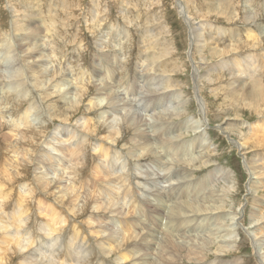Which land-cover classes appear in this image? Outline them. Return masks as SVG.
<instances>
[{
	"label": "bare ground",
	"instance_id": "obj_1",
	"mask_svg": "<svg viewBox=\"0 0 264 264\" xmlns=\"http://www.w3.org/2000/svg\"><path fill=\"white\" fill-rule=\"evenodd\" d=\"M100 1L101 0H98L97 3H100ZM210 1L211 0H208V3ZM253 1L255 4H258L257 0H253ZM10 2H12V5L15 6L18 25L14 23L13 21L14 19H13L12 20L13 26L11 28L12 30L11 32H8L6 30L4 31L3 29L0 30V38H1L0 48L5 53L4 59H8L11 62L8 68L5 65V67L7 68L5 70H6V73L8 74V77H7L8 79L5 78L7 82L4 83L2 90L7 84L8 87L6 90V95L14 96V100L17 101V107L19 108L20 105L23 104L24 100H26L24 98L26 96L28 97L27 94L29 93V90L27 89L28 87L27 84L29 82H32V83L36 82L37 86L39 87L40 83L38 82H40V80L44 78L43 81H45L46 86L50 88L45 89L44 87L45 90L43 89L41 91L40 97L44 99L43 96L48 95V97H45V99L47 100L51 99L50 101L52 100L55 102L58 101L59 103L60 101H62L63 104L65 105V109H63L64 111L60 109L55 110L53 108L52 109L49 108L47 113L49 114L51 119H54V120L60 119L63 121L65 119V121L69 125V121H71V118H74L78 114L80 115V113H82V115H81V118H78L79 121L76 119L77 121V123L75 124L76 127L73 126V129L69 128L70 129V131L68 132L69 137L61 135L60 134L61 130L60 131L58 130L59 132L55 133V139L52 145L53 147H50L52 149L51 151L54 152V154L50 152L44 153L47 151L46 150L47 147L45 148V145L46 146L51 145V143H47V142L41 148V150L37 151V154L35 157V166H34V169L36 168L38 169L37 172H32L28 170V168L30 164L31 163L33 164L34 162L35 145H37L36 144L37 141L39 142L40 140L44 138L43 136L45 134V130L43 129L44 127H41L42 129L41 128L28 129L27 127H29V125L31 124V120H32L31 119V109H33V107L36 108L39 105H36V106L32 105L30 106V108H28V110L27 108H25L26 111L24 112L26 113L23 112V116L21 115V117L15 121L16 126L14 127L16 128V130L12 128V132H10V134L13 133L12 134L13 136H11L10 134L9 135L13 138H16L17 141L19 138H21L22 141L26 140L25 145H24L25 148L22 151V156L20 155L21 160L19 159L20 160L19 166L20 167L22 166V169H21L22 171L9 173V170H6V175H7V178H10L9 180H11L12 183L13 181H17V180L20 181L21 183L24 180H29V182L30 181L31 182L26 183L21 186V191L23 193L19 194L20 196H18V199H17L18 201H16L17 205H15V207L20 208V209H14L17 211L11 214V217H10L11 219L7 218L5 221L4 219H0L1 220L0 230L3 231V235H5L4 237L8 238L10 242L14 241V243L16 244L14 245V243H11L14 245L15 248L11 247L10 243L4 244V246H2L1 241H0V264H51L49 263V260L52 256L55 261L54 263L52 261V264H91L90 261L92 259L93 254L98 251H100V253L104 257L111 259V260L114 256H116L115 258H117L116 259L117 261L113 260L115 264H121V262H124L125 264L126 263H130V264H205V263L210 262V259L212 258V255L210 254H213V252L217 253L216 254L217 257H220V256L224 257L225 255L226 256L232 255L235 252H237L239 250V247L236 246L237 237H235V234H236L235 232L237 231V227L235 228V223H236L235 221H237L236 217L238 216V214L233 213L234 215H232L231 212L228 213L225 211L227 207L232 205L231 204L232 202L236 203L238 201V196H237L238 190H235V192H233V194L230 195L231 190L234 187L236 188V185L235 186L231 185L232 180H231L230 172H226L227 170L225 169L221 170L220 168V170H217V172L215 173L216 175L214 174V177L216 178L218 174H220L221 176V173H222V176L220 177V179H223L227 185L230 184L229 185L230 187L225 185L226 187H228V189L226 190V192L224 191L225 192L224 194L215 195L216 194L215 192L209 191L208 194L205 195L208 189V186H209L208 182L204 180L202 181L200 180L199 182L194 181V179H196V177L194 176L197 174V172L199 173V170L202 166L209 167L211 165V162H212L211 158L214 157L212 153L214 154L215 150L210 147L209 143H207L208 139L206 138L205 134H203L198 129L199 126L196 127L197 124L193 125L194 123L191 120H188V122H185V124H181V122L177 123V121H175V119L182 118L183 114L186 113L185 108L181 107L186 102L184 100H181L182 96L179 95L178 93H175V92L171 93L173 90H175L176 84H174L172 82V79L168 77V69H167L168 67L162 68V65H161L162 61L166 59L167 56L168 58H171L170 56L175 55L176 53L175 51L177 48L174 45V43L172 42L170 44L169 39H165L167 42V48L166 50L162 51V53L158 51L160 55L159 53L155 52L154 54H152L151 52L152 54L151 57H150V54L149 56H146V57L145 56L140 57V59L143 58L142 62L140 63L141 68L144 67L145 63L150 62V64L152 65L153 71H156V69L160 71H162V69L163 70L165 69L164 71H162L164 74H161L158 72L159 76H155V77H152V75H150L151 68L149 69L148 66H145L144 70L139 71L140 80L143 79L144 81L145 78L146 80H148L149 78L152 79V83L150 84V86L146 88L145 91L142 92V95L145 97L144 98L141 97L142 99L141 101L146 104V106H144L146 108V111L147 109L150 108L151 101L159 104V107L157 108H150L154 110V113L147 115L149 119L142 118L137 113H133L131 115V112L127 110L129 102L128 103L125 102L124 104H122L123 106H125V108L123 107L122 110L117 111L116 114L110 113L111 110H108L110 112L104 110L101 113L99 112L100 114L98 115L97 118H95L93 116L94 113L98 112L101 108H104L105 106L112 105L116 108L120 106L121 103H119L120 102L119 98L121 95L118 96L120 91H117L116 93L115 89L117 87V84L123 85L122 80H124L123 77L125 76V74L121 75L118 78L117 76L115 77L116 75L115 71L117 69L115 71L113 69H110L111 74L114 77H111L112 78L111 80H106V78L102 77L101 73L99 72H94V74L93 73L90 74L88 71L83 70L81 74L80 73L77 74L76 71L78 70L76 68H75L76 71L74 70L72 72H70L69 69L66 68L63 70L64 71L68 70L67 72L68 73L70 72V73L68 76L69 80L65 81L66 76L63 74V70L57 69L60 66L57 67V65L54 64L53 69L50 71L49 68L45 65L44 61L42 60H44L43 51L47 53V56L49 59L52 57L50 56V51L52 52L53 55L57 56L58 58L59 52L57 50L59 49H56V46L54 45L56 43L53 44L49 39L52 33L54 32L63 33L64 30L66 32L67 31L69 32L72 29L70 28V26L67 27V25H64L62 23L67 19L68 14L67 15L62 14V16H60L59 12H52L51 8L53 11H55L54 10L55 7H53V4L51 2L49 4L50 5L49 7L51 8H48V10L50 9L49 12H47L46 14L41 13V15L38 17V20H40L41 22V25H38L37 22L34 20V17H31L33 16V13L30 11V8L29 7L25 8L24 6L26 4L25 2L23 4L21 3L18 4L17 2L16 4H13L14 0H10ZM232 2L230 0L214 1L213 3L215 5L214 12H216L222 18H224L225 21H229L230 23L231 22L250 23L251 21H253V19L248 17L246 14L243 16V18H241L238 21L237 17L234 16V14L237 16L238 14L232 11ZM58 3H59V0L57 1L56 4L58 5ZM77 4L78 3L77 1L75 2V0H63L62 7L64 8V10L68 8L69 12L74 13V10L78 7ZM182 4L184 7V3ZM53 13L55 15H53ZM92 13L94 14V10ZM98 15L99 14L97 13L94 15L95 17L92 15L93 16L92 20L94 23L96 22V20L97 22L100 21V18L98 17ZM72 16L74 18L75 15H72ZM184 19L185 20L187 19L186 22L190 28V35H191V41H192L190 45L193 46V44H196L198 45V47H200L201 50H204L207 47H209L210 43H208L207 39L204 40V38L206 37H204L200 33V30H201L200 27H197L196 29L194 28L195 29L194 31L193 26H190L191 25L190 23H192L191 22L192 20H190V18L189 17L187 18L186 16H184ZM69 22L70 21H68V23ZM204 24H203V28H204ZM218 31L219 29L217 30V32ZM18 32H20V34ZM38 32L40 33L37 34ZM94 32H96L95 29L93 30V33ZM42 33H44V37H43L44 43L41 44V46H37L38 55L33 56V53L31 51V49L33 48L31 47V44L33 45V42H31L32 40L28 38V36L34 37L36 34L41 35ZM253 33L249 32V39H252L254 41L251 43L248 41L238 42V43L234 42V44L229 43L230 45H228L227 47L212 45L213 47H210V50L212 51V52L210 51L211 56L213 57L218 56L220 59H222V57L227 56L231 52L235 53L236 51V54H237V51H243L247 49L248 47H251L252 49L255 46H257L259 49L262 43L264 42V39H263L264 30L260 29V32H259L260 34L257 35V37H255L254 36L255 33L254 34ZM103 34L102 36H104ZM220 35H222L223 37V34H220ZM63 36L64 38L68 37L67 41L72 39L70 38L71 35L70 36L67 35V37H65V35ZM106 36H109V34L108 35L106 34ZM148 36H149L147 39V42H149L148 45L152 46L154 49V45L161 38V34H159V32L155 33L151 31L148 34ZM74 38H75L74 41L73 39L72 41L76 43L77 38L76 37ZM105 40H99L100 41L99 44L102 45L100 47V49L102 50V54H106L105 53L107 51L106 46H110L109 43L108 45H106L107 43L104 42ZM114 40L112 41L115 42ZM66 44H70V42L69 43L67 42ZM99 44L97 43V45ZM60 46H62V44ZM115 48L116 46L113 49L114 51L117 52V49ZM158 48H159V45H158ZM208 51H209V48H208ZM146 53H148V50ZM250 55H252V53H250ZM249 60H250V64H247V67H245V69H243L240 66V69L242 71V76H244V80L241 79L243 77L238 76V74L241 71L239 73H238L239 70H237V73L235 72V70L230 71V74L233 77V79L241 83V86H238L237 90L233 91V93L235 94V98L233 99V101L237 102V100L240 99V102L242 103V106L245 109L246 108L252 109L256 114H258L259 118H264V56H261V57L257 56L256 59H254L256 63L255 65H253L252 59H249ZM50 61L53 62L52 60ZM105 62H107L108 64L106 63V65H109L108 67H110L109 60L105 59ZM237 62L238 60H236L235 62L233 60L234 65H237L236 64ZM240 65H243V64L241 63ZM76 66L77 65H75V67ZM79 66H77V68ZM2 71L4 70L2 69ZM137 76H138V70H137ZM61 77H64V78L59 80ZM94 77L99 78L98 83L92 82L91 85L96 84V87H98V90H95L93 91L92 94H90V92L94 88H91L90 85L88 84L86 86V83H91V80H93ZM129 77L126 78L127 81L130 80ZM88 78H90V80ZM27 80H29L28 83H26ZM108 83H110L112 86L111 85L109 86ZM177 83L179 82L177 81ZM29 85L31 84L29 83ZM206 85H209V84H206ZM61 86H64V87L70 86L72 88L68 90H63V88H60ZM209 86H211V83ZM34 87L35 85H33V88ZM40 88H43V87H40ZM34 89L36 90V88ZM64 89H66V87ZM178 89H181V88H178ZM1 93H3V91L0 92V95ZM29 94H32V93H29ZM106 95H108V97ZM109 95L111 96L109 97ZM197 98H199L200 100L199 105L202 111V107H203L202 105H204V102L203 100H201L200 97H197ZM123 99L124 98H122V100ZM36 100L37 99H35L33 104H36L35 103ZM188 100H190V97ZM167 101H170L171 103L169 108L167 109L165 108V110H160V107L165 106V103ZM1 103H4V102L2 101ZM2 110H0V112ZM0 114H1L0 116H2V113ZM16 114L18 115V113ZM54 114H56L57 117ZM4 116L6 115H3L2 117ZM34 117H36V114ZM39 117H42V116H39ZM150 123H153L152 124L153 126H151L153 127V129L151 131L146 132V130H149L148 127L150 126ZM101 126H102V131L106 130L108 132L107 133L108 136H105L106 137L104 138L105 140L103 139L100 140L99 145H94V149H93L92 141L94 138L92 135L98 133L99 131L97 130L101 128ZM260 128L264 129V122H263V125L261 124ZM260 128H258L259 130L257 128L255 129L258 130V132L259 131L263 132V130H261ZM124 130L127 132H131L132 135H131L130 143L127 142L124 144L125 146L123 145L124 148L129 152L128 153L129 155L123 153L127 157L126 159H124V161H121L123 160V158L120 160L121 155H122V152H119L120 149L118 150V152L117 151L112 152L111 149H114L115 146H117L119 142V138H122L124 136L125 133L122 134ZM252 130H254V128ZM28 131L30 132V136H29L30 138L25 136L28 133ZM101 132H100V135H101ZM188 132H195L196 138L194 141L186 142L185 136H186V133ZM254 134H253V137H254ZM263 134L262 136H264ZM241 135L243 136L242 133ZM255 135L257 137L258 133ZM102 136L95 135V137L99 139H101ZM262 136H260V138ZM262 140H263V137H262ZM244 145H245L244 143H239V146L241 148ZM253 145L255 146V142ZM260 146H264V144ZM188 149L189 151H187ZM167 150L170 152V155H165V151ZM153 155L155 157L156 163H154L153 166L151 165L152 171L155 166L162 167V164L166 167L169 166V169L167 170L168 173L165 175L161 176L160 174H156L155 177L153 178L154 183H150V182L148 183L150 184L149 186L156 185L157 183L156 180H158L159 181L158 185H161L163 183L162 184L163 186L161 185V187L159 188L160 191H152L154 189L146 187L148 190L147 193H150L149 195L150 198L149 197L140 198L138 196V199H135L136 198L135 190H137L139 187L135 183V181H138L137 179L139 178L141 179V177H144V175L145 174L147 175V173L149 174V176L147 177L145 175L146 179L150 178L152 175V174L150 175L151 172L149 173L148 171L143 170V167H145L146 165H141L140 162L143 158H149ZM105 157L107 159L104 161ZM15 159H16V156H15ZM67 160H70L69 162V164L71 163L69 166L70 168H68V166L65 164L67 163L66 162ZM120 163H122V165H120ZM43 165L48 166L47 168L48 170L45 169L46 170L45 172L44 170L41 169ZM63 166L65 168H63ZM247 166H248L247 169H249L252 176L254 175L256 177H260L261 179V180L258 178H256V180L252 179V182L249 185V189L252 191V194H257L258 192L264 190V180H262V178H264V159H259L255 157V159H252L251 162H248ZM88 167H90L91 170L93 171V174L91 172L90 173L92 174L93 179L95 178V182H97L99 185V187L96 189L95 187L94 188L90 187L91 189L86 188L87 189L86 190L83 187V184L85 183V181L87 182L88 177L86 180L84 179L85 181L83 180L84 181L83 184H82V181H80L82 174L86 171V169H88ZM171 170H173V173L170 172ZM201 170H204V168ZM50 172H53V174H55V176H53L54 178L49 177ZM210 172L212 173V171ZM176 181H178L179 184L177 183V185H175ZM4 184H0V185L2 186ZM85 185H87V183H85ZM1 186H0V190H1ZM89 186L90 185H88V187ZM152 188H155V187H152ZM12 189H14V187ZM142 189L144 190V188ZM10 191L6 189V192L4 191V194H2L3 196L0 197V201H2V199L6 200L7 197H10ZM35 194H41L39 195V198L42 199V201L44 200L43 202H45L46 205H48L47 200H49V202L51 201V199L56 201L54 205H56L57 208L58 207L63 208V211L65 213H67L70 217L72 216L71 219H69V217L67 216L66 217L60 216L59 214H60V211H62V209L58 212L55 206L52 207L53 205H49L48 209H46L47 207L45 206L46 207L45 210H48L47 213H50V215H48L47 217L46 213L44 214L47 218L51 216L50 220L46 218L47 219L46 221L44 216H43L44 217L43 220L41 218L38 221L37 219L33 220L32 218H29L28 217L29 215L27 214L28 212H26L28 211V207H27L28 204L27 205L25 204V200L27 201V199L32 198ZM139 195H141L140 192H139ZM254 198H255V200L253 201L254 206L250 210L251 220L249 222L250 225H252L253 230L246 232L247 233L246 236L248 235L247 236L248 238L251 237V239L253 240V245L255 244L256 247L259 246L260 248L263 249L264 248V231H263L264 230V201H262V198H257V197H254ZM230 200H231V203L229 204ZM24 207L27 208L26 211L24 210L25 209ZM41 208L42 207H40L39 209ZM22 209L23 211L26 212L27 214L26 216H24L25 213L22 211ZM41 210H44V209H41ZM41 210H39L40 213H41ZM229 210L232 211L231 208ZM240 211L243 212V210L241 209ZM153 213L160 214L161 221H160V226L158 229V233L160 235H154V234L152 235V234H148V232L146 231H143L146 229L145 221L147 220L153 221L152 220ZM8 214H9V211H8ZM39 216H42V215H39ZM84 216L88 217L87 218L88 220L85 222L92 229L91 237L89 235L86 236L79 229H77L78 226L74 227L77 224V222ZM163 220L164 222H166V227L168 228L167 231L160 230L161 227H163ZM217 220L218 221L220 220V222H222L220 223L221 224L220 228L218 225L217 227L219 230H223L221 231V233L223 234H220L219 231L217 234V232L215 231L216 229H214L212 232L209 231L210 233H206L208 232L206 231V229H208V226H211V225L213 226L214 223H218ZM155 221H158V220H155ZM212 222L214 223L211 224ZM239 225H242V223ZM223 226H224V229H221V227ZM9 229H12V230L9 231ZM193 232H198L197 234H200L199 238L196 236L198 239H195L194 237L190 236V234ZM213 232H216V235H214ZM50 238H53L54 242L49 245V243L47 242V239L50 240ZM256 238L257 240H255ZM82 239L85 242V244L83 243L82 245H79L78 242H80V240ZM180 239H182L181 242L179 241ZM138 240L140 241L137 242ZM130 241L134 242V247L132 246L133 249H131L129 246ZM34 245L41 247L40 249H45V250L49 249V253H50L49 256L48 254L46 256V252H45L43 256H40L41 258L37 257L38 253H41V252L36 249L33 250L32 247H34ZM212 247L214 248L216 247V250L213 251ZM8 248L10 249L11 252L9 251L7 254L6 250H8ZM17 248L19 251L17 250ZM21 250L22 252H20ZM23 251L24 252L27 251V254H23L24 253ZM88 251H90L89 255H85L86 253H88ZM256 256L258 258L257 259L258 263L264 264V255H261V253L258 252ZM28 257L31 261H29ZM236 257L238 259V256ZM38 258H40L39 259L40 261H38ZM232 260H235V259H232ZM216 261H217V264H246L245 260L240 261V258L239 260H235L234 263L231 261L225 262V260H222V259H220V261H223V262L218 263L219 261L218 260Z\"/></svg>",
	"mask_w": 264,
	"mask_h": 264
},
{
	"label": "rangeland",
	"instance_id": "obj_2",
	"mask_svg": "<svg viewBox=\"0 0 264 264\" xmlns=\"http://www.w3.org/2000/svg\"><path fill=\"white\" fill-rule=\"evenodd\" d=\"M57 1L58 0H30V1L29 0H22V1L21 0H14L13 4H16V2L18 4L19 3L23 4L25 2L26 3L24 5L25 8H28V7L30 8V11L33 13V16H31V17H34V20L37 22L38 25H41V22H40V20H38V17L41 15V13L46 14L47 12H49L50 9L48 10V8H51V7H49L50 6L49 4L51 2L53 4V7H55L54 8L55 11H53L51 8L52 12H59L60 16H62V14H64V15L68 14L67 19L62 23L64 25H67V27L70 26V28H72V29L71 30L69 29L70 30L69 32L68 31L66 32L65 30L63 31V33L54 32V33H52V35L50 36V39H49L53 44L56 43L54 45L56 46V49H59V50H57L59 52V53L57 52L58 58H57V56L53 55L52 52L50 51V56H52L51 57L52 59L51 58L49 59L47 56V53L45 51H43L44 60H42V61H44L45 65L49 68L50 71L53 69L54 64H56L57 67L60 66L57 69L63 70V69L67 68V69H69L70 72L74 71L76 68L78 70V71L75 70L77 72V74H79V73L81 74L83 72V70L88 71L90 74L91 73L94 74V72H99V73H101L102 77L106 78V80H111L112 79L111 77H114L111 74L110 69H113L114 71L117 69L115 71V74H116L115 77L117 76L119 78L121 75L125 74V76L123 77L124 80H122L123 85L117 84L116 89L114 88L116 93H117V91H120L118 96L121 95L119 98L120 99L119 103H121V104H120V106L117 107L118 109L112 105L111 106H105L104 108H101L98 112L94 113L93 116L95 118H97L98 115L101 112H103L104 110H106V111L111 110V112L110 111H108V112H110L112 114H116L117 111L122 110L123 107L125 108V106H123L122 104H124L125 102H127V103L129 102L127 110L131 112V115L133 113H137L142 118L149 119L147 117V115L154 113V110L150 109V108H157V107H159V104L151 101L150 105L152 107L149 105L150 108L147 109V111H146V108L144 107V106H146V104L141 101L142 100L141 97L142 98L145 97L142 95V92L145 91V89L150 86V84L152 83V79L149 78L148 80H146V78H145L144 79L145 82L143 81V79L140 80L139 71L144 70L145 66H148L149 69L151 68L150 75H152V77H155V76H159V73L164 74L162 71H164L165 69L164 70L162 69V71H160L158 69H156V71H153L152 65L150 64V62L145 63L144 67L141 68L140 63L142 62L143 58L140 59V57H144V56L146 57V56H149V54L151 57V55L154 54L155 52L156 53H159V52L162 53V51L166 50V48H167V42L165 39H169L170 44L172 42L174 43V45L177 48L175 51L176 52L175 55L170 56L172 59L168 58V56H167V58L162 61V64L161 63H159V64L162 65V68L168 67L167 68L168 69V77H170V79H172V82L174 84H176L175 90H173L171 93H174V92L178 93L179 95L182 96L181 100H184L186 102L185 104H183L181 106V107L185 108L186 113L183 114L182 118L175 119V121H177V123L181 122V124H185V122H188V120H191L194 123L193 125L197 124L196 127L199 126L198 129L203 134H205L206 138L208 139L207 143H209L210 147L215 150L214 154L212 153V155L214 157L211 158V161H212L211 165L209 167L202 166L199 170V173L197 172V174L194 176V177H196V179H194V181L199 182L200 180L201 181L204 180V181L208 182L209 186H208V189H207L205 195H207L209 191L215 192L216 193L215 195L224 194L226 192V190L228 189V187H230L229 186L230 184L227 185L223 179H220V177L222 176V173H221V176H220V174H218L216 176V178L214 177V174L217 172V170H220V168H221V170L225 169V170H227L226 172H230V176H231V180H232L231 185H233V186L236 185V188L234 187L233 188L234 190L233 189L231 190L230 195H232L233 192H235V190H238V195H237L238 201L236 203H234V202L231 203V200H230V202H229V204L230 203L232 204L229 206L232 209V211L229 210L230 209L229 207H227L225 209V211L228 213L231 212L232 215L237 213L238 216H240V217L237 216L236 217L237 221H235L236 222L235 228L237 227V231L235 233L238 235L237 236L235 234V237H237L236 238V244H237L236 246L239 247V250L232 255H227V256L225 255L224 257H222V256L217 257V255H216L217 253L213 252V254H215V255L210 254V255H212V258L210 259V262L205 263V264H217L216 260L219 261L218 263L223 262V261H220V259L225 260V262L231 261L234 263L235 260H239V258H240V261L245 260L246 264H259L257 261L258 258L256 255L258 254V252H260L261 255H264V251H263L264 248L262 249L259 246L256 247L255 244L253 245V240L251 239V237L248 238L247 237L248 235L246 236V234H247L246 232L253 230L252 225H250L249 222L251 220L250 219V210L254 206V202H253L255 200L254 197L262 198V201H264V190L258 192L257 194H252V191L249 189V185L252 182V179L253 180H256V178L260 179V177H256L254 175L252 176L249 169H247L248 168L247 164H248V162H251L252 159H255V157L259 158V159H264V150H262V149H264V146H260V145L264 144V136H262L264 129L260 128L261 124L263 125L264 118H259L258 114H256L252 109H249V108L245 109L242 106L240 99L237 100V102L233 101V99L235 98V94L233 93V91L237 90V87L241 86V83L237 82L233 79V77L230 74V71L235 70V72L237 73V70H239L238 71V73H239L241 71L240 66L243 69H245V67H247V64H250L249 59H252L253 65H255L256 63H255L254 59H256L257 56H260V57L264 56V42L262 43V45L260 47L261 49L260 48L258 49L257 46H255L252 49H251V47H248L249 49L247 48L243 51H237V54H236V51H235V53L231 52L227 56L222 57V59H220L218 56H216V57L211 56L212 51L210 50V47H213L212 45L227 47L230 44H234V42H236V43L244 42V41H248L250 43L254 42L252 39H249V32L250 33L254 32L255 33V34L253 33L254 36L257 37V35L260 34L259 33L260 29L264 30V0H257L258 4H255L253 0H233V2H232V0H230L232 2V11L238 14V16L234 14V16L237 17L238 21L241 18H243V16L246 14L248 17L253 19V21H251L250 23H248V22H244V23H242V22L241 23L231 22L230 23L229 21H225L224 18H222L219 14L214 12L215 5L213 3H214V1H217V0H211L209 2L210 4L208 3V0H181L182 3H184V7H183V4L181 3L180 0H101L100 3H97L98 0H75V2L77 1V3H78L77 4L78 9L76 8L77 10L75 9L74 13L69 12L68 8H66V10H64V8L62 7L63 6V0H59L58 5L56 4ZM179 1L181 4L179 3ZM182 8H183V10H182ZM93 10H94V14L92 13ZM66 11H67V13H66ZM96 13L99 14L98 17L100 18V21L97 22V20L95 19L96 22L94 23L92 19ZM53 15H55V14L53 13ZM72 15H75L74 18ZM184 16H186L187 18L189 17L190 20H192L191 21L192 23H190L191 24L190 26H193V29L200 27V29H201L200 33L204 37H206V38L203 37L204 40L207 39L208 43H210L209 47H207L204 50H201L200 47H198V45H196V44H193V46L190 45L192 42L191 41V35H190V28L186 22L187 19L185 20ZM239 16H240V18H239ZM161 17H162V19H161ZM12 20L14 21V23L16 25H18L17 24V13L15 11V6L12 5V2H10V0H0V30L3 29L4 31L6 30L8 32H11L12 31L11 28L13 26ZM86 20H88V21H86ZM163 20L166 23H164ZM198 20H199V22H198ZM68 21H70V22L68 23ZM92 22H93V24H92ZM74 23H76V24H74ZM96 23L98 26L96 25ZM71 24H73V25H71ZM203 24H204V28H203ZM165 26H167V27H165ZM93 27L96 30V32H94V33H93V30H94ZM230 28H231V30H230ZM195 29H194V31H195ZM218 29H219V31L217 32ZM258 29H259V31H258ZM74 30H75V32H74ZM251 30H252V32H251ZM151 31H153L155 33L159 32V34H161V38L159 39L160 42L157 41L155 43L154 49L152 46L148 45L149 42H147V39L150 36V35L148 36V34ZM167 31L170 33H168ZM18 33L20 34V32H18ZM39 33L40 32H38L37 34H39ZM37 34L34 37L28 36V38H30L32 40L31 42H33V45L31 44V47H33L31 49L33 56L38 55L37 46H41V44L44 43V40H43L44 33H42L41 35H37ZM102 34L105 36L106 40H105L104 36H102ZM106 34L107 35L109 34V36H106ZM220 34H223V37ZM63 35H65V37H67V35L68 36L71 35L70 38H72L73 41L75 39L74 37H76L77 38L76 43H74L72 41V39L67 41L68 37L64 38ZM212 37H214V38H212ZM244 38H245V40H244ZM211 39H213V40H211ZM239 39H240V41H239ZM263 39H264V34H263ZM0 40H1V38H0ZM52 40H54L55 42ZM99 40H105L104 42L107 43L106 45H108V43H109L110 46H106L107 47V51L105 52L106 54H102V50L100 49V47L102 45L99 44L100 43ZM112 40H114L115 42H113ZM60 41H62V42H60ZM66 41L68 43L70 42V44H66L67 43ZM107 41H109V42H107ZM97 43L99 45H97ZM114 43H116V44H114ZM215 43H217V44H215ZM61 44H62V46H60ZM0 45H1V42H0ZM158 45H159V48H158ZM115 46H116L115 49H117V52L114 51V49H113ZM250 46H251V44H250ZM61 47H63V48H61ZM208 48H209V51H208ZM60 50H61V52H60ZM147 50H148V53H146ZM1 51H2V49L0 48V67H1L0 68V74L2 75V76L0 75V92L3 91V93H1V95H0V101L1 102L3 101L4 103L0 102V105H1L0 110H2L3 108L4 109L0 113H2V116L3 115H6V116H4V117L0 116V123H1L0 124V184L5 183L6 185L5 184L2 185L4 187H2L0 185L1 190H2V191L0 190V197L3 196L2 194H4V191L6 192V189L8 191L11 190L10 191V197H7L6 200L2 199V201H0V203H1L0 204V206H1L0 207V210H1L0 211V215H1L0 217H2L0 219H4V221H5L7 218L11 217V214H13L15 211H17L14 209H20V208L15 207V205H17L16 201H18L17 199H18V196H20L19 194L23 193L21 191V186L26 184V183L31 182V181L29 182V180H24V181H22V183L24 182L22 184L20 181L17 180V181H13V183H12V181L9 180L10 178H7V175H6V170H9V173L22 171L21 170L22 166L21 167L19 166V164H20L19 162L21 160L20 157L22 156V151L25 148L24 145H25L26 140L22 141V139L19 138L17 141L16 138L11 137V136H13L12 135L13 133L10 134V132H12V128H14L16 130V128L14 127V126H16L15 121L17 119H19L21 117V115L23 116V112L26 111L25 108H27V110H28V108H30V106H32V105L33 106L39 105L36 108L33 107V109H31V119L32 120L30 119L31 124L29 125V127H27L28 129H36V128L44 127L43 129L45 130V134L43 136L44 138L42 140H40L39 142L37 141V143H36L37 145H35L34 162H33V164L31 163L29 168H28V170H30L32 172H37L38 169L37 168L34 169L35 157H36L37 151L41 150V148L47 142V143H51V145H49V146L45 145V148L47 147L46 148L47 151L44 153L50 152V153L54 154V152L51 151L52 149L50 147H53L52 145H53V142L55 139V133L59 132L61 130L60 131L61 135L69 137L68 132L70 131V129H73V126L76 127L75 126V124L77 123L76 119L79 121L78 118H81L82 113H80V115L79 114L76 115L74 118H71V121H69V125L67 124L65 119H64V121L60 120V119H57V120L51 119V117L47 113L48 109L53 108L55 110L60 109V110L64 111L63 109H65V105L63 104L62 101H60V103H59L58 101L55 102L53 100L50 101L51 99H48V100L45 99V97H48V95L43 96L44 99L42 97H40V93L44 89V87H45V89L50 88V87L46 86L45 81H43L44 78H42L40 80V82H38V83H40L39 87L37 86L36 82H35L36 83L35 84V83L29 82V80H27L26 83L29 82L32 85V86L29 85V83L27 84V86L29 87V88L27 87V89L29 90V93H32V94L28 93L27 94L28 97L26 96L28 99L25 97L24 99H26V100H24L23 104H21L20 107L18 108L17 107V101L14 100V96L6 95V90L8 87L7 84L4 87V89L2 90L4 83L7 82L6 79H8L7 78L8 74L6 73L5 69H7L10 66L11 62L8 59H4L5 53H4V51H2V53H1ZM111 51H112V53H111ZM151 52H152V54H151ZM254 52H256V53H254ZM160 53H159V55H160ZM250 53H252V55H250ZM105 59L109 60L110 67H108L109 65H106L107 62H105ZM50 60H52L53 62H51ZM233 60H234V62L236 60H238V62L236 64L239 66L234 65ZM246 60L247 61L249 60V61L247 62ZM171 61L173 62V64ZM241 63L243 65H240ZM230 64H232V65H230ZM5 65L7 68L5 67ZM75 65H77V66L80 65V66L77 68V66L75 67ZM2 69L4 71H2ZM137 70H138V76H137ZM173 70H174V72H173ZM67 71L68 70H65V71L63 70V74L66 76L65 81L69 80L68 76H69L70 72L68 73ZM65 72H66V74H65ZM129 75L131 78L129 77ZM92 76H94V75H92ZM133 76H135V77H133ZM238 76L243 77L241 79L244 80V76H242V71L238 74ZM127 77H129V79L131 81L130 80L127 81L126 80ZM207 77H209V78H207ZM63 78L64 77H61L59 80H61ZM88 79L90 80V78H88ZM98 79H99L98 77H94L93 80H91V83H86V86L88 84V85H90L91 88H94L90 92V94H92L93 91L98 90V87H96V84L91 85L92 82L98 83ZM4 80H6V81H4ZM208 80H209V82H208ZM177 81L179 83H177ZM197 81H198V83H197ZM210 81H212V82H210ZM194 82H195V84H194ZM210 83H211V86H209ZM203 84H205V85H203ZM206 84H209V85H206ZM33 85H35L34 88H36L37 91L33 88ZM108 85L110 86L111 84L108 83ZM40 87H43V88H40ZM65 87H66V89H64ZM65 87L61 86L60 88H63V90H68V89L72 88L70 86H68V87L65 86ZM178 88H181V89H178ZM106 96L108 97V95H106ZM110 96L111 95H109V97ZM189 97H190V100H188ZM197 97H200L201 100H203L204 105L206 104L205 106L202 105L203 106L202 111H201V108L199 105L200 100ZM122 98H124V99L122 100ZM6 99H7V101H6ZM35 99H37L35 102L36 104H33ZM205 102H207V103H205ZM133 105H134V107H133ZM170 105H171L170 101H167L165 103V106L160 107V110H165V108L166 109L169 108ZM109 107L110 108L113 107L114 108V109L112 108L113 111ZM204 108H205V110H204ZM39 111H40V113H39ZM16 113H18V115ZM24 113H26V112H24ZM35 114H36L37 118L34 117ZM54 115L56 116V114H54ZM39 116H42V117H39ZM38 117H39V119H38ZM59 117H61V116H59ZM201 119H203V120H201ZM7 123H8V125H7ZM10 123H11V125H10ZM152 124L153 123H150V126L148 127L149 130H146V132L151 131L153 129V127H151V126H153ZM62 127H64L65 129ZM252 127L254 128V130H252L253 129ZM255 128H257V129L260 128L261 130H263V132L262 131L258 132L259 129L256 130ZM63 130H65V131H63ZM189 130H191V129H189ZM8 131H9V133H8ZM97 131H99V132L96 134L92 135V133H91V135L94 138L92 141L93 149H94V145H99L100 140H102V139L105 140L104 139V138H106L105 136H108L107 135L108 132L106 130L102 131V126ZM100 132H101V135H100ZM241 133L243 134V136L241 135ZM254 133L255 134L258 133L259 136L257 135V137H256V135ZM122 134H124V136L122 138H119V142H118L117 146H115V148L112 147L114 149H111V150H112V152H116V151L118 152V150L120 149L119 152H122L120 160L123 158V160H121V161H124V159H126V157H127L125 154L129 155L128 154L129 152L124 148V146H125L124 144L127 142L130 143L132 133L124 130ZM253 134H254V137H253ZM95 135L96 136H102L103 135V136L101 137V139H99V138H96ZM25 136L30 138L29 137L30 132L28 131V133ZM260 136L263 137V140H262V137L260 138ZM195 138H196L195 132L186 133V136H185L186 142H188V141L192 142L195 140ZM250 139H251V141H250ZM252 139H253V141H252ZM94 141H95V143H94ZM254 142H255V146L253 145ZM18 143H19V145H18ZM239 143H244L245 148H244V146H242V148H241L239 146ZM115 149H117V150H115ZM18 151L20 154L18 153ZM187 151H189V149ZM112 152H110V153H112ZM123 153H125V154H123ZM124 155H125V157H124ZM165 155H170V152L168 150L165 151ZM15 156H16V159H15ZM106 159L107 158L105 157L104 161ZM66 162L67 163H65V164L68 166V168H70L69 167L71 164V163L69 164L70 160H67ZM149 163H150V165H149ZM154 163H156L154 155L149 157V158H143L141 160L140 164L146 165L145 167H143V170L148 171L149 173L151 172L150 175L152 174L153 176L151 175L152 178L150 177V178L146 179V176L147 177L149 176V174L147 173V175L145 174L146 176L144 175V177H141V179L138 177L139 178V179H137L138 181H135V183L139 186L138 189L135 190V197H136L135 199H138V196L140 198H148L150 193H147L148 192L147 188L154 189L152 191H160L159 188L161 187V185L163 183L161 185H158L159 181L156 180V182H157L156 183L157 187H156V185L149 186L150 184L148 182L154 183L153 178L155 177L156 174H160L161 176L167 174L168 173L167 170L169 169V166L166 167L163 164H162V167L161 166H155L153 171H152V166L154 165ZM120 165H122V163H120ZM43 167H41V169L44 170V172L46 170H48L47 165H43ZM63 168H65V167L63 166ZM203 168H204V170H201ZM210 171H212V173ZM90 172L93 174V171L91 170V168L88 167V169H86V171L82 174L83 178L81 177L80 181H82V184H83V182L88 177L87 182L85 181V183H87V185H85V183H84L83 187L85 189L86 188L91 189V188L95 187V189H96L99 187V185L97 182H95V178L93 179L92 174ZM170 172L173 173V170H171ZM53 176H55V174H53V172H50L49 177L54 178ZM2 177H4V178H2ZM148 179H149V181H148ZM262 180H264V178H262ZM92 183H93V185H92ZM175 183H176L175 185H177L178 181H176ZM88 185H90V186L88 187ZM225 185H227L228 187H226ZM6 186H8V187H6ZM11 187L12 188L14 187V189H12ZM152 187H155L156 189L152 188ZM2 188L3 189L5 188V189L3 190ZM142 188H144V190ZM139 192L141 195H139ZM39 195H41V194H35L32 198L27 199V201L25 200V204L26 205L28 204V206H27L28 211H26L27 210L26 207H24L25 209L24 208L23 209L26 212H28L27 214L29 215L28 216L29 218H32L33 220L37 219V221H38L41 218L43 220L45 217L46 221H47V219L50 220L51 216L49 218H47L48 215H50V213H47L48 210H45V208L47 207L46 209H48L49 205H53L52 207L55 206L56 209L58 210V212L62 209V211H60V214H59L60 216H63V217L67 216V217H69V219H71L72 216L70 217L67 213H65L63 211V208H61V207L57 208V206L54 205L56 201L51 199L52 202L51 201L49 202V200H47L48 205H46L45 202H43L44 200L42 201V199L39 198ZM38 199H40V200H38ZM39 201L40 202L42 201L41 203L43 205ZM40 207H42L41 209H44V210L39 209ZM23 209H22V211H23ZM53 209H55V208H53ZM240 209L243 210L244 213L242 211H240ZM39 210H41V213ZM8 211H9V214H8ZM25 211H23L25 213L24 216L27 215ZM237 211H239V212H237ZM44 213H46L47 217L45 216ZM39 215H42V216H39ZM152 215H153L152 216L153 218L152 217L151 218L154 222L149 221V220H147V221L144 220L146 223V226H145L146 229L143 231H146V232H148V234H152V235L153 234L154 235H160L158 233V229H159L160 221H161L160 214L159 213H155V214L153 213ZM87 218L88 217H85V216L83 218H81L74 227L78 226L77 229H79L86 236L89 235L91 237L92 236V233H91L92 229L85 222L88 220ZM155 220H158V221H155ZM157 222H159V223H157ZM217 222L218 223L212 222L211 224L214 223L213 226L212 225L208 226V229H206V231H208V232H206V233H210L214 229H216L215 231L217 232V234H218V231L220 232V234H223V233H221V231H223V230H219L217 227V225H218L220 228V226H221L220 223H222V222H220V220L219 221L217 220ZM238 222H239V224L242 223L243 226L239 225ZM261 226H263V225H261ZM84 227L85 228L87 227L88 229L87 228L85 229ZM209 228L212 230H210ZM167 229L168 228L166 227V222H164V220H163V227H161L160 230L161 231H167ZM221 229H224V226L221 227ZM11 230L12 229H9V231H11ZM112 230H113V228H112ZM87 232H89V233H87ZM216 232H213V234L216 235ZM197 233L198 232H193L190 234V236L194 237L195 239H198L200 234H197ZM206 233H204V234H206ZM2 236L4 237L5 235H3V231L0 230V241H1L2 246H4V244H7V243H10V244L14 243V241L10 242L8 238H6V237L3 238ZM6 240H8V241H6ZM255 240H257V238ZM139 241L140 240H138L137 242H139ZM179 241L181 242L182 239H180ZM47 242L50 245L54 242V239L53 238H50V240L47 239ZM78 243H79V245H82L83 243L85 244L83 239L80 240V242H78ZM78 243H77V245H78ZM14 245H16V244L14 243ZM14 245L11 244L10 246L14 247ZM129 246L131 249H133L134 242L130 241ZM156 247H157V245H156ZM40 248L41 247L35 246V245H34V247H32L33 250L36 249V250H39L41 252V253H38L39 256L37 255V257L43 256V254L45 252H46V256H47V254L49 256V254H50L49 249L45 250V249H40ZM17 250H18V248H17ZM212 250L215 251L216 247L215 248L212 247ZM254 250H255V252H254ZM6 251L8 254L10 249L8 248V250H6ZM261 251H263V252H261ZM20 252H22V250ZM89 253H90V251H88V253H86L85 255H89ZM23 254H27V251H25ZM154 256H156V255H154ZM236 256H238V259ZM115 257L116 256H114L112 258V260L108 259V258L104 257L100 253V251H98V252L93 254L90 263L91 264H115L113 261V260L117 259ZM148 257H150V256H148ZM40 258H38V261H40L39 260ZM28 259H29V257H28ZM232 259H235V260H232ZM29 261H31V260L29 259ZM52 261H53V263L55 262L53 256L50 258L49 263L52 264ZM121 264H125V263L121 262ZM126 264H130V263H126Z\"/></svg>",
	"mask_w": 264,
	"mask_h": 264
}]
</instances>
